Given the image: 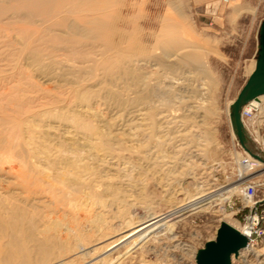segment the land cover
I'll list each match as a JSON object with an SVG mask.
<instances>
[{"label":"bare ground","instance_id":"6f19581e","mask_svg":"<svg viewBox=\"0 0 264 264\" xmlns=\"http://www.w3.org/2000/svg\"><path fill=\"white\" fill-rule=\"evenodd\" d=\"M130 9L126 0H0V34L3 32L4 35H11L10 43L20 45L21 52L29 58L31 64L38 66L43 81L55 82L54 88L59 96L49 102L50 107L56 104L51 109H69L68 113L61 111L63 114L59 116L69 123L66 127L71 129L70 133H82L87 142H92L89 140L94 136L96 144L101 145L104 158L111 156L116 160L122 158L126 163L132 162L121 154L123 151L117 152L104 140V128L101 127L100 131L89 115L87 117V114L76 112L77 103L85 101V105L93 109L95 102L99 100L96 99L98 97L104 100L102 103L119 108L128 125L136 121L137 125H144L138 133V141L140 145L145 142L141 145L145 146L142 154L145 155L144 161L149 170L155 164L153 160L161 154L163 158L166 156L175 159L173 151L177 153L181 148H185L182 143V147H178V141L185 139L184 144L194 142L197 150H204L200 145L207 147L210 138L205 126V116L206 112H209L207 105L211 88L204 48L200 43L196 44L185 37L184 24L162 23L159 34L144 31L140 23L127 15ZM166 16L167 19L169 16ZM257 64L258 60L252 63L250 75L255 71ZM256 85L258 88H264V73ZM263 99L264 92L253 99L261 117L264 115V104L261 102ZM61 103L63 106L59 107L58 104ZM20 106V99L11 93L0 97V264H79L80 253L84 250L86 252L81 253L84 256L90 253V249L87 251L89 243L92 244V252H111V249L132 238L135 239L137 235L165 222L169 217L180 214L187 208L199 206L213 196L227 197L237 188L232 186L219 191L220 193H210L213 190H208L207 186H199L201 191L187 196L184 202L181 198L178 201L180 204L165 209L164 212L149 215V218L127 232L110 239L109 242L106 240L105 244L99 246L107 236L106 230L101 227L104 219L100 215L91 219L85 218V214L82 216L81 221H89L93 229L98 228L96 232L90 231L95 232L92 238L88 231L90 226L85 230L86 226L80 225L75 201V196L79 193L76 188L77 180L80 181L84 174L93 170L90 163L94 156L91 154V144L87 143L88 147H84V144L74 141L75 135V138L71 137L74 139L71 143L60 139H39L34 135L35 128L32 127L37 124L31 121V117L37 115L38 111L24 115ZM51 111L45 110L41 115L50 116ZM142 121L144 123H141ZM242 123L246 131L247 125L243 120ZM117 131L118 129L115 132ZM166 146L173 149L172 152L166 150ZM183 173L189 172L182 169L179 175L174 177ZM106 174L102 172V175ZM100 176L99 174L98 177ZM102 178L101 176V180ZM83 179L82 181H87ZM88 191L87 199L98 197L95 190ZM107 197L105 194V198ZM83 205L81 208L86 204L83 202ZM78 208L81 209L80 206ZM255 223L256 219H250L248 224L239 225L226 217L215 231L214 239L209 242L216 239L223 224L250 236ZM253 246V240H249L238 252L250 251ZM205 248L206 246L199 251V257ZM238 252L232 254L231 264L234 262L233 256Z\"/></svg>","mask_w":264,"mask_h":264},{"label":"rangeland","instance_id":"374dc122","mask_svg":"<svg viewBox=\"0 0 264 264\" xmlns=\"http://www.w3.org/2000/svg\"><path fill=\"white\" fill-rule=\"evenodd\" d=\"M126 4L132 9H130L127 15L140 23L144 31H151L155 34H159L162 25L166 24L165 22L182 23L186 28L185 37L196 44L200 43L202 48H204L203 52L207 65L206 70L211 88V101L209 100L207 105L209 112H206L205 116V126L208 130V137L210 138L208 141L209 146L200 145V148L203 147L204 152L199 149L197 150L194 142L184 144V139L176 143L177 146L182 143V146L185 145L183 146L185 148H181L179 152L176 151L177 153L173 151V154L176 156L175 159H173L174 157L170 158L166 156L163 158V155L159 154L160 156L153 160L155 163L154 165L152 164L153 168L148 170L146 166L147 163L144 161L145 155L142 154L144 153L145 146H141L144 145L145 142L140 145V141H138V133L144 128V125H137V121L131 122L130 125H128L127 122L124 121V117L121 116L122 111H119V108L116 109L108 103H102L104 100L97 97L96 99L99 100L95 102L93 109L88 108L85 105V101H83L79 102V104L77 103V106L75 105L78 109L76 112L87 114V117L89 115V118L91 117L90 119L93 120L100 131L104 128V140H107L109 145L117 152L118 150L123 151L121 154L127 156L132 162L126 163L122 158L116 160V158H111V156H106L104 158L101 145L98 146V144H96L94 136L93 139L89 140L92 142H87V139L85 140L84 138L85 135L83 136L82 133L76 135L73 132L70 133L71 129L67 128L69 123L63 121L59 116L63 114L61 111L68 113L69 109L61 108V111H59L58 108L54 110L51 109L55 107L56 104H52L50 107L49 102L59 96L57 95V90L54 88L56 85L55 82L43 81L44 79L41 78V72L38 66L33 63L31 64L29 58L21 52L20 45L17 43L15 45V42H11L12 44L10 43L11 35H4L3 32L1 33L3 35L0 34V97L8 93H11L15 97L17 96V98L20 99V107H22L21 111L24 115L29 112L38 111L37 115L31 117L32 120L29 119L35 121V124H37L32 125V127L33 129L35 128L34 135L39 137V139L41 138L44 140L49 138L55 139V141L60 139L71 143L74 140L71 137L75 138L76 136L74 141L84 144V147H88L87 143H90L92 146L91 154L93 153L95 157L93 156L90 163H92L93 170L84 174V176H87H83L79 179L80 181L77 180L76 188L79 193L75 196L77 199L75 201L77 204L76 213L78 214L80 225L83 227L86 226V229L84 228L85 230L89 229L91 223L89 221H81L84 214L87 219H89V217L90 219L94 218L96 215H100L102 219H104L101 223V227L106 230L107 236L102 239L99 246L105 244L106 240L109 242L110 239L112 240L114 237L116 238L127 232V230L133 226L149 218V215L151 216L155 212H164L166 211L165 209L180 204L178 201L181 198L184 199L182 201L184 202L187 196L201 191L199 189L200 187L205 188L207 186L208 190H213L210 193H218L236 184L235 181H233V173L238 158L243 154V149L238 145L239 140L236 136V127L231 116L230 104L237 98L241 89L248 81L250 77V67L254 61L258 60L261 51L264 0H228L227 2L223 0H126ZM166 14L169 16V20L165 18L167 17ZM142 16L144 17L142 18ZM23 92L25 94H23ZM261 102L264 104V99ZM58 105L59 107L63 106L62 103ZM75 107L74 109H76ZM45 110H52L50 116H48V114L41 115ZM114 114L120 115L117 116ZM261 118L264 119V115L261 117L259 113L254 120L248 122V126H253V129L256 130L259 128V131L264 135V120L262 121ZM96 122H99L100 125ZM141 123H144V121ZM119 128H122V131ZM117 129L118 131L116 133L115 131ZM65 130L68 132L66 133ZM107 132L109 134H107ZM78 139H80V141ZM83 139L85 141H83ZM116 141L118 143H116ZM114 142L116 145L113 144ZM127 142H130L131 145ZM93 144H95L96 147ZM133 144H135V146ZM189 144L190 149L188 148ZM245 144L248 146V141H245ZM192 145H194V147ZM180 146L181 144L178 147ZM167 148L166 150H173ZM171 152L170 154L172 156ZM179 154H181V157L178 156ZM117 161L119 163L116 164ZM143 164L144 166H142ZM95 167L97 168L96 170ZM182 169H184V171L186 169V172L188 171L189 173H183L184 175L181 174L180 176L174 177L176 174L179 175V171ZM102 172L103 174H109L105 176L102 175ZM99 174L103 177L102 180L101 176L98 177ZM91 175L93 176L89 177ZM226 176H228V178H226ZM88 177L91 180H89ZM82 179H87V181H82ZM96 181L101 183L98 185ZM95 182L96 184H94ZM225 184L227 186L222 187ZM239 188L240 187H237L233 193L237 192ZM88 189L90 191L95 190L98 197L87 199V193H89ZM116 189L118 191H115ZM84 191H86L85 195H87L81 199V197L85 196L83 194ZM105 194L106 197H109L105 198ZM229 196H213L199 206L187 208L180 212V214L178 213L169 217L165 222L145 230L139 234V236L137 235L135 239L132 238L134 240L130 239L126 241L127 243L124 242L118 245V248L115 247L111 249V252H104L103 250L92 252L91 248L93 247L91 246L92 244L89 243L87 245V251L90 249V253L84 256L81 253H84V251L86 252V250L82 251L78 258V263L198 264L197 257L199 251L205 247L207 242L214 239L215 231L222 223L223 219L229 217L239 225L248 224L251 219L245 222L244 215L246 212L237 215L234 213V211L240 207V198L235 197V199H233L236 202L234 207L227 206L225 201ZM166 197L168 198L166 199ZM86 199L88 200V204ZM82 201L86 204V209L85 207L81 208V205L84 206ZM79 206L81 209L78 208ZM103 225H105V227ZM97 229L96 227L93 229L90 226L88 231L89 233L94 230L96 232ZM95 232H91L89 235L93 236ZM112 234L113 237H111ZM92 238H94V236ZM253 242L254 246L250 248V251L238 252L233 256L234 262L232 264H264V235L258 238L254 237ZM85 257L86 260L84 261ZM113 259H115V261Z\"/></svg>","mask_w":264,"mask_h":264},{"label":"built area","instance_id":"2783aa9c","mask_svg":"<svg viewBox=\"0 0 264 264\" xmlns=\"http://www.w3.org/2000/svg\"><path fill=\"white\" fill-rule=\"evenodd\" d=\"M223 1L227 2L228 0ZM253 99L248 100L242 106L241 117L247 125L245 132L250 138V140H246L248 141V146H246L254 155L246 151L238 141V145L243 149V154L236 162L233 181L236 183L234 186L240 188L225 201L227 206L234 207L236 202L233 199L235 197L240 198V207L234 213L237 215L246 212L244 215L245 222L250 218L256 219L252 233L249 236L250 241L254 240V237L258 238L264 235V135L259 131V128L257 131L253 129V126H248V122L254 120L259 114ZM225 186L227 185L225 184L222 187Z\"/></svg>","mask_w":264,"mask_h":264},{"label":"water","instance_id":"95a60500","mask_svg":"<svg viewBox=\"0 0 264 264\" xmlns=\"http://www.w3.org/2000/svg\"><path fill=\"white\" fill-rule=\"evenodd\" d=\"M259 54L255 71L250 75L237 98L231 104V116L235 122L236 136L242 147L251 154L253 153L245 144V141L250 140V138L244 130L241 108L248 100L256 98L259 93L264 92V88H258L256 85L257 80L264 73V23L261 29V51ZM253 86H255L254 90L251 91ZM252 144L254 145L253 142ZM248 243L249 236L239 233L230 226L223 224L218 231L216 239L212 242H207L205 250L200 257H197L198 264H231L232 254L238 252Z\"/></svg>","mask_w":264,"mask_h":264}]
</instances>
